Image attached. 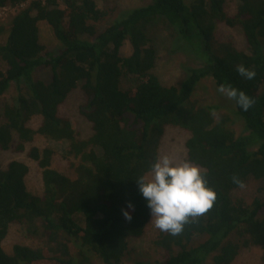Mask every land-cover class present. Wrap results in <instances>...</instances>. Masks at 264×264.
Wrapping results in <instances>:
<instances>
[{
	"label": "trees",
	"instance_id": "1",
	"mask_svg": "<svg viewBox=\"0 0 264 264\" xmlns=\"http://www.w3.org/2000/svg\"><path fill=\"white\" fill-rule=\"evenodd\" d=\"M106 1L0 0V9L12 11L0 17V150L25 153L41 181L40 192L29 191L24 163L0 165V264H126L153 222L135 181L150 174L167 127L189 134L186 160L216 200L179 235L157 229L145 249L161 258L154 264H233L248 249L264 264V188L234 198L242 188L232 179L244 187L264 182V0H238L233 15L226 0H147L123 12L100 5ZM156 25L169 28L165 41L175 55L197 63L175 85L155 74L149 29ZM219 26L241 40L219 39ZM240 64L255 77L239 76ZM204 78L215 91L221 82L243 91L253 105L241 111L230 100L228 114L194 98ZM13 84L17 93L7 99ZM77 90L86 100L79 109L90 125L86 139L59 115ZM36 137L65 147L66 173L52 167L53 148L25 152ZM129 202L135 210L126 220L121 210ZM12 225L34 244L5 252Z\"/></svg>",
	"mask_w": 264,
	"mask_h": 264
},
{
	"label": "rangeland",
	"instance_id": "2",
	"mask_svg": "<svg viewBox=\"0 0 264 264\" xmlns=\"http://www.w3.org/2000/svg\"><path fill=\"white\" fill-rule=\"evenodd\" d=\"M99 3V2H98ZM238 0H226V13L228 15H233L236 11V4ZM106 4L107 8H112L116 6L118 11H125L132 8L145 6L147 4V0H107L105 3L100 4L101 6ZM12 11L7 9H0V17L9 14ZM114 17V15H113ZM1 19V18H0ZM46 30L45 26H41ZM218 38L223 39L224 37L230 35L233 36L237 42L241 40V35L237 30H230L224 26H219L218 28ZM169 28L164 27L163 25L152 26L149 29V36L152 38L154 42V46L156 48L157 53V63L155 66V74L158 76L161 83L165 85H175L179 81H181L185 76V71L187 72L189 69L195 67L197 65L194 62V59L183 57L179 58L171 48L166 44V36L169 33ZM45 32V31H43ZM240 48V47H238ZM129 46L126 42L123 46L122 55L129 54ZM180 65V66H179ZM17 93L16 86L11 85L8 96L9 99L12 96H15ZM194 98L202 101H206L208 105H213L219 107V110L222 113H228V107L234 108L229 99L225 96L217 94L214 88V83L210 78H204L197 85V91L194 92ZM4 99L0 98V112L3 105ZM85 98L82 93L77 90L72 93L64 105L59 109V115L63 118L69 119L73 124L75 130L81 135L80 139H86L90 134V125L85 121L79 114V109L82 105L85 104ZM222 107V108H221ZM224 110V111H223ZM37 124H34L36 126ZM236 131L239 132L241 130L242 125L240 123L234 124ZM164 136V137H163ZM160 145L158 149V157L161 155H168L174 162H181L186 160V148L185 142L189 137V134L184 130L179 128H171L167 127L163 134ZM15 139V138H14ZM35 146L37 148L43 149L45 147H51L56 150V155L54 156V161L52 167L60 172H67L68 168L66 166L65 161L61 158L62 151L65 148L63 145L59 143L47 141L41 137H36V139L31 144H25L24 147L27 150ZM12 161H19L24 163L28 167V173L25 178V183L29 189V191L40 192L41 191V181L39 170L36 164L25 155V153H16L13 150L2 151L0 150V165L5 168L8 163ZM264 188V182H251L247 184L246 187L237 191L234 194V198H249L255 195L257 189ZM11 228V229H10ZM9 228V232L3 241L2 245L5 252L9 253L12 249V246L15 244H34L33 241L24 238V233L21 227L18 225H12ZM21 232V233H20ZM157 228L154 226V221L150 227V230L145 234L146 240L144 238L134 241L132 243L133 252L127 255L124 260L126 264H137V262H147L150 264L159 263L161 258L156 254H150L147 250L149 249V240H153L156 236ZM22 234V235H21ZM135 247L137 249H135ZM76 249L73 250V252ZM259 251L257 249H248L242 250L239 252L238 257L234 261L233 264H261L259 262ZM156 257V258H155ZM159 257V258H158ZM88 264H100L94 260L89 261Z\"/></svg>",
	"mask_w": 264,
	"mask_h": 264
},
{
	"label": "clouds",
	"instance_id": "3",
	"mask_svg": "<svg viewBox=\"0 0 264 264\" xmlns=\"http://www.w3.org/2000/svg\"><path fill=\"white\" fill-rule=\"evenodd\" d=\"M236 72L247 80L256 75L254 70L243 64L237 65ZM216 91L234 100L241 111H247L254 103L243 91L224 82L217 85ZM232 179L238 187H244L238 178ZM135 182L150 211L154 226L171 236L179 235L190 218L206 213L216 200V193L208 186L200 168L187 160L174 162L168 155L154 159L150 165V174L138 177ZM126 209H122L121 213L126 220H130L134 205L129 202Z\"/></svg>",
	"mask_w": 264,
	"mask_h": 264
},
{
	"label": "bare ground",
	"instance_id": "4",
	"mask_svg": "<svg viewBox=\"0 0 264 264\" xmlns=\"http://www.w3.org/2000/svg\"><path fill=\"white\" fill-rule=\"evenodd\" d=\"M8 102V101H7ZM164 130V129H163ZM157 137V136H156ZM164 137V136H163ZM160 139V138H159ZM151 145V144H150ZM154 148V147H153ZM261 156V155H260ZM227 222V221H226ZM225 223V222H224ZM229 225V224H228ZM228 227V226H227ZM231 228V227H230ZM11 229V228H10ZM150 229V228H149ZM22 231V230H21ZM9 232V231H8ZM21 233V232H20ZM226 233V232H225ZM22 235V234H21ZM167 235V234H166ZM157 237V236H156ZM160 239V238H159ZM158 240V239H157ZM154 247V246H153ZM157 251V250H156ZM156 258V257H155ZM159 258V257H158ZM118 260V259H117Z\"/></svg>",
	"mask_w": 264,
	"mask_h": 264
}]
</instances>
